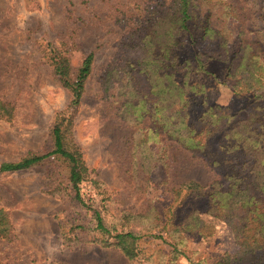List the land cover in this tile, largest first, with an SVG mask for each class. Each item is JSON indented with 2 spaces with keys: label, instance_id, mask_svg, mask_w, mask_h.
<instances>
[{
  "label": "rangeland",
  "instance_id": "374dc122",
  "mask_svg": "<svg viewBox=\"0 0 264 264\" xmlns=\"http://www.w3.org/2000/svg\"><path fill=\"white\" fill-rule=\"evenodd\" d=\"M174 1L0 0V102L12 110L10 117H0V167L52 152L55 121L61 113L72 112V143L98 182L81 185L82 205L69 187L64 159L51 156L28 169L0 171V223L4 227L6 220L11 226L10 234L0 235V264H209L238 250L231 228L204 213L206 200L188 198L192 205L183 207L186 203H175L170 192L173 185L188 181L208 185L216 179L214 171L180 145L166 144L158 134L152 137L161 112L157 104L136 98L127 79L114 76L107 89V74L123 71L128 54H133L125 42L129 33L139 31L138 19L156 6L170 14ZM193 3L210 17L219 36L203 38L201 25L188 34L179 54L194 65L176 73L174 80L197 86L198 94L189 93L193 118L217 105L245 116L255 93H264V0ZM52 46L69 58L73 71L89 54L94 56L76 110L70 108V91L53 73ZM251 47H258L263 57L254 60L251 71L261 88L237 95L233 85L241 76L231 79L229 72L245 62L241 57ZM197 55L208 59L207 72L195 68ZM236 137L246 146L255 141L248 130L237 131ZM181 208L185 223L200 217L209 231L189 236L182 226L175 227ZM95 212L113 234L142 237L135 259L102 243L108 238L97 232ZM157 212L170 220L166 228ZM175 246L187 257L177 255Z\"/></svg>",
  "mask_w": 264,
  "mask_h": 264
},
{
  "label": "trees",
  "instance_id": "16d2710c",
  "mask_svg": "<svg viewBox=\"0 0 264 264\" xmlns=\"http://www.w3.org/2000/svg\"><path fill=\"white\" fill-rule=\"evenodd\" d=\"M173 3L169 9L170 14L164 15L163 10H158L160 6H156L148 11V15L138 19L136 28L139 31L133 30L129 33L128 41L125 42L133 54H128L127 65L123 71L107 74V89H110L112 77L127 79V88L131 84L136 98L142 97L145 101L157 104V113L161 112L160 127L153 131L152 137L158 134L166 144L180 145L194 159L202 160L214 171L216 179L208 185L188 181L175 184L170 189L175 203L179 202L180 206L186 203L183 207L192 205L188 198L206 200L204 213L231 228L238 250L234 253L226 252L209 264H264V93H255L253 100L245 107V116L233 113L229 107L217 105L193 118L189 112V93L198 94L194 92L197 86L181 85L174 79L176 73L190 69L194 64L190 58L183 59L179 49L184 45L187 35L192 36V32L199 25L204 27L203 38H218L219 32L212 28L209 16L199 13L193 0H175ZM239 55L236 54L234 59ZM261 55L258 47H251V51L241 57L245 62L243 60L239 63L233 69L234 73L232 70L229 72L231 79L241 76L237 84L233 85L235 94L249 93L261 88L257 83L259 79L255 82L253 74L251 75L252 67L256 65L254 60L263 58ZM201 57L196 56L195 68L207 72L208 59L201 60ZM50 60L54 75L72 95L70 108L76 110L81 103L86 80L92 72L93 54L86 57L77 71H73L69 58L57 47L52 46ZM249 75L250 78H246ZM187 86L189 88L185 89ZM148 91L151 98L146 94ZM199 91L203 93L205 90L199 88ZM165 109L169 111L166 112ZM11 111L9 105L0 102V117H10ZM72 118V112H63L57 117L52 130V152L29 155L16 163H3L0 171L16 172L28 169L47 162L51 156L64 159L69 165L68 183L71 192L79 203L85 205L81 185L86 181H92L95 185L98 182L91 178L92 171L86 165L83 154L72 143ZM239 130H248L251 133L255 139L253 145L246 146L237 139L236 132ZM182 208L177 211L178 219L176 213L173 214V220L177 219L175 227L182 226L189 232V236H201L204 230L209 231V227L204 226L200 217L192 224L185 223L181 216L184 211ZM157 213L158 222L166 228L170 220L166 221L162 213ZM95 218L97 232L103 237L116 240L114 244L108 239L103 240L105 246L113 245L130 260L138 256L137 243L142 238L140 235L134 232L113 234V230L105 224L99 212H95ZM3 223L6 225L2 227L0 223V235L7 236L11 226L6 220ZM174 252L187 257L176 246ZM191 264L208 263L203 260Z\"/></svg>",
  "mask_w": 264,
  "mask_h": 264
}]
</instances>
